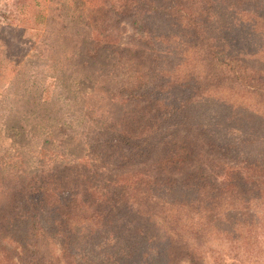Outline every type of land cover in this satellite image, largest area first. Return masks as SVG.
I'll return each instance as SVG.
<instances>
[{"label": "trees", "instance_id": "obj_1", "mask_svg": "<svg viewBox=\"0 0 264 264\" xmlns=\"http://www.w3.org/2000/svg\"><path fill=\"white\" fill-rule=\"evenodd\" d=\"M113 3L116 20L134 24L133 46L119 48L93 28L71 55L79 93L108 88L100 114L82 115L95 133L93 148L114 155L122 169L149 162L179 133H193L187 150L196 163L207 162L193 151L202 142L206 154L232 167L225 176L199 164L177 178L138 177L114 185L106 204L94 195L93 176L73 170L84 159L77 136H66L65 152L48 164L44 153L52 150L54 134L34 144L38 126L9 115L0 129L7 143L0 157V264H59L61 256L62 264L73 263L77 224L118 250L103 259L107 264H128L133 254L119 250L126 232L159 222L169 230L162 252L147 264H205L189 238L212 230L238 236L264 221V70L233 48L264 52V0ZM122 57L129 75L108 79ZM95 71L107 79L95 84ZM33 159L35 167L28 163ZM42 230L62 239L60 257L41 250Z\"/></svg>", "mask_w": 264, "mask_h": 264}, {"label": "rangeland", "instance_id": "obj_2", "mask_svg": "<svg viewBox=\"0 0 264 264\" xmlns=\"http://www.w3.org/2000/svg\"><path fill=\"white\" fill-rule=\"evenodd\" d=\"M114 1L0 0V129L2 122L10 115L18 117L26 127L38 126V134H35L38 137L37 141L33 140L34 144L39 139L43 141L46 133L54 134L52 150L44 153L48 164L65 152L61 141L66 136H77L85 144L84 159L77 166L73 165V170L75 174L93 176L94 195L103 202L114 185L129 183L138 177L177 178L199 164L209 174L225 176L232 167L231 162L206 154L202 142L193 151L207 158V162L196 163V157L188 154L187 149L196 141L193 133H179L170 143L160 144L161 147L149 162L134 163L122 169L116 166L114 155L93 148L95 133L88 128L91 123L89 119L82 115L89 112L95 116L92 118H96L100 114L98 108L106 104L108 97L105 90L108 88L94 89L88 94L79 93L76 88L78 74L74 71L77 62L71 55L81 38L93 32V28L119 48L133 46L131 37L137 31L129 19L116 20L111 8ZM96 8L99 12H95ZM238 46L240 44L233 45L237 54L250 65L264 70V52L245 47L244 44L240 49ZM124 59L127 58L122 57L123 61L112 70L108 79L119 78L122 81L127 78L130 72ZM106 77L104 73L95 71L93 82L100 84ZM59 126L60 133L55 132ZM86 134H90L88 138ZM6 146L1 131V158L7 154ZM36 162L33 159L28 163L35 167ZM104 203L107 204V201ZM256 224V228H241L242 231L236 233L238 236L226 230L224 233L212 230L199 238H189V241L201 252L205 264H264V221ZM148 226L147 230L132 226L126 232L119 250L133 254L128 264H147V259L150 261L162 252L168 227L160 222L156 226ZM42 232L44 235L42 233L38 238L41 250L60 257L62 239L52 232ZM75 232L74 262L71 264H107L103 259L114 250L118 252L117 249L108 248L102 237L96 236L97 231L85 224H77ZM103 245L106 247L104 250ZM62 263L64 259L61 256L59 264Z\"/></svg>", "mask_w": 264, "mask_h": 264}]
</instances>
